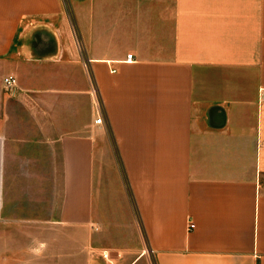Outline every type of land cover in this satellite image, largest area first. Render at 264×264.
Instances as JSON below:
<instances>
[{
  "label": "crops",
  "instance_id": "crops-1",
  "mask_svg": "<svg viewBox=\"0 0 264 264\" xmlns=\"http://www.w3.org/2000/svg\"><path fill=\"white\" fill-rule=\"evenodd\" d=\"M263 93L264 0H0V244L29 227L18 264H264ZM21 155L51 174L49 218L5 217Z\"/></svg>",
  "mask_w": 264,
  "mask_h": 264
},
{
  "label": "rangeland",
  "instance_id": "rangeland-1",
  "mask_svg": "<svg viewBox=\"0 0 264 264\" xmlns=\"http://www.w3.org/2000/svg\"><path fill=\"white\" fill-rule=\"evenodd\" d=\"M30 151V148H19L18 151ZM17 155H19L17 153ZM19 158L23 162H19ZM18 162H10L9 177L5 181V217L7 219H31L49 218L52 208V186L51 174L45 171V166L40 167L32 161L29 155H21ZM25 161V162H24ZM32 228H14L12 232L7 231V235L17 234L23 236L14 240L12 236L7 239L0 252H4L0 258L2 264H18L26 261L24 251L28 250L29 234Z\"/></svg>",
  "mask_w": 264,
  "mask_h": 264
},
{
  "label": "built area",
  "instance_id": "built-area-1",
  "mask_svg": "<svg viewBox=\"0 0 264 264\" xmlns=\"http://www.w3.org/2000/svg\"><path fill=\"white\" fill-rule=\"evenodd\" d=\"M133 60V56L132 54H128L126 56V61H132ZM15 83V79L12 76H9L5 79V85L7 87H11L13 84ZM260 102L264 103V93L262 94V96L260 97ZM102 123V118L100 115H98V117L95 119V124L100 125ZM194 225L193 224H189V230L194 229Z\"/></svg>",
  "mask_w": 264,
  "mask_h": 264
}]
</instances>
